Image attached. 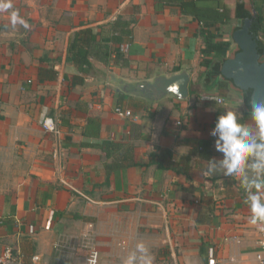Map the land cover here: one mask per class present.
<instances>
[{
  "label": "crops",
  "instance_id": "obj_1",
  "mask_svg": "<svg viewBox=\"0 0 264 264\" xmlns=\"http://www.w3.org/2000/svg\"><path fill=\"white\" fill-rule=\"evenodd\" d=\"M174 1L13 0L27 29L0 12V250L12 247L17 264H122L138 241L153 264H208L210 247L216 264H260L245 191L230 177L203 173L221 156L209 135L216 116L243 115V101L232 89H204L200 23ZM218 1L233 18L236 0ZM85 28L106 40L109 58H91L93 69L73 83L80 72L66 60L67 45ZM126 29L128 42L111 39ZM118 51L123 66L113 62ZM48 67L55 78L39 80L38 69ZM181 68L190 74L182 101L149 104L111 82ZM115 106L131 116L118 117ZM46 116L56 132L43 129ZM199 139L209 141L200 151ZM106 141L132 144V156L105 157ZM162 148L177 169L153 162ZM114 159L131 163L105 166Z\"/></svg>",
  "mask_w": 264,
  "mask_h": 264
},
{
  "label": "trees",
  "instance_id": "obj_2",
  "mask_svg": "<svg viewBox=\"0 0 264 264\" xmlns=\"http://www.w3.org/2000/svg\"><path fill=\"white\" fill-rule=\"evenodd\" d=\"M208 1L212 0H175L174 2L179 5L183 13L191 15L200 23L199 34L204 44V47L200 51V66L204 67V71L199 73V78L203 79L204 89L228 88L234 90L242 98L244 108L243 115L238 116V119L241 123H245L254 105V100L252 99L254 86L247 85L243 87L240 84H236L234 82V77L231 75V60L234 58L238 49L233 35L235 25H232L231 21L234 18L236 22H238L239 13L235 8L234 17L232 18L230 9L225 4L220 3L218 0H216V3H207ZM239 1L241 0H236V6ZM247 1L253 3L255 6L260 25L259 33L264 41V0ZM118 24H121V22H118ZM225 25L229 27L227 30V39L223 38L221 31L222 27ZM122 26L121 24V28ZM129 34V30H122L120 36L115 35L111 39L119 42H121V40L128 42ZM91 58H96L101 62L108 61L109 52L106 40L100 42L96 40L89 28L76 31L68 42L66 53V60L76 65L80 72V75H76L72 78L73 83H81L83 81L82 75L88 74L93 69ZM113 62L123 66L127 63V59L122 52L118 51L115 53ZM55 76L56 71L52 67L38 69L39 80L54 79ZM217 117L218 115L216 119ZM194 142H196L200 151L209 141L199 139L194 140ZM100 148L107 158L120 150L121 154L124 155V161H127L125 156H132L133 145L106 141L100 145ZM150 156L153 162L162 168H176V164L170 163L167 159L169 158V150L167 149L162 148L158 152L151 153ZM116 160L117 159H114L110 164H105V166L112 168L113 166H126L131 163H120ZM163 161L168 162L163 164ZM215 203L216 201H214V204Z\"/></svg>",
  "mask_w": 264,
  "mask_h": 264
},
{
  "label": "clouds",
  "instance_id": "obj_3",
  "mask_svg": "<svg viewBox=\"0 0 264 264\" xmlns=\"http://www.w3.org/2000/svg\"><path fill=\"white\" fill-rule=\"evenodd\" d=\"M10 11V23L29 28L28 22L14 10L13 0H0V12ZM251 123H241L235 111L223 112L209 135L214 137L220 158L207 160L203 173L220 174L239 183L245 191L250 210L249 222L264 232V104L253 105ZM153 256L143 241H138L122 264H153Z\"/></svg>",
  "mask_w": 264,
  "mask_h": 264
},
{
  "label": "water",
  "instance_id": "obj_4",
  "mask_svg": "<svg viewBox=\"0 0 264 264\" xmlns=\"http://www.w3.org/2000/svg\"><path fill=\"white\" fill-rule=\"evenodd\" d=\"M238 23L234 29L237 51L231 60V75L234 82L243 87L254 86L252 99L254 105L264 104V42L259 34V20L253 3L241 0L237 3ZM190 74L181 68L171 74L155 73L149 79L127 81L111 75V82L116 90L126 95H134L155 103L166 97L179 101L189 94Z\"/></svg>",
  "mask_w": 264,
  "mask_h": 264
},
{
  "label": "built area",
  "instance_id": "obj_5",
  "mask_svg": "<svg viewBox=\"0 0 264 264\" xmlns=\"http://www.w3.org/2000/svg\"><path fill=\"white\" fill-rule=\"evenodd\" d=\"M122 49H125L122 47ZM218 102H222L221 98H218ZM114 113L118 117H129L131 116V111L129 109H125L121 106L114 107ZM177 124H181L180 121H177ZM42 127L46 132H56V122L50 117L46 116L43 119ZM258 240H257V249L255 251V258L260 264H264V232L258 230ZM209 259L208 264H216V259L214 257V248L210 247L208 250ZM35 258V257H34ZM233 260V258H231ZM0 264H17V257L10 246H5L0 250Z\"/></svg>",
  "mask_w": 264,
  "mask_h": 264
},
{
  "label": "rangeland",
  "instance_id": "obj_6",
  "mask_svg": "<svg viewBox=\"0 0 264 264\" xmlns=\"http://www.w3.org/2000/svg\"><path fill=\"white\" fill-rule=\"evenodd\" d=\"M194 78H196V75L194 74ZM226 92V91H225Z\"/></svg>",
  "mask_w": 264,
  "mask_h": 264
}]
</instances>
